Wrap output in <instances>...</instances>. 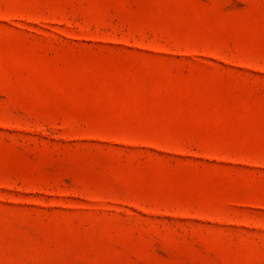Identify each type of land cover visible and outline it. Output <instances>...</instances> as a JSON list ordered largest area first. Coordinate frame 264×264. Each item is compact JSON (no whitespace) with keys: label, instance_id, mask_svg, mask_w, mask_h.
Segmentation results:
<instances>
[{"label":"rangeland","instance_id":"374dc122","mask_svg":"<svg viewBox=\"0 0 264 264\" xmlns=\"http://www.w3.org/2000/svg\"><path fill=\"white\" fill-rule=\"evenodd\" d=\"M0 264H264V0H0Z\"/></svg>","mask_w":264,"mask_h":264}]
</instances>
